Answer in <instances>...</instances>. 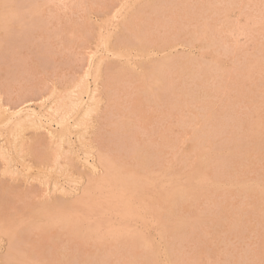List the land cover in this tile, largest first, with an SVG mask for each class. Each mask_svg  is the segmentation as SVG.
<instances>
[{"label": "rangeland", "instance_id": "374dc122", "mask_svg": "<svg viewBox=\"0 0 264 264\" xmlns=\"http://www.w3.org/2000/svg\"><path fill=\"white\" fill-rule=\"evenodd\" d=\"M36 1H37V4H36L37 9L35 11H33V9H31L28 4L26 6V3H24L23 0L17 1V6H14L16 5V3L12 0V1L7 2V4H4V7H0V10H1L0 11V89H2L3 93L6 96H9L11 98L10 105L12 106V108L17 106L18 103H20L26 97V95L38 97V94H40L39 97L42 96L43 94L49 95V99L47 102H50L51 99L53 100L55 98L65 97L67 95L69 100L74 99L73 97H75L76 99H78L79 97H82L81 99H83V103L81 100L82 105L80 104L79 105L80 107L77 106L78 109L76 108L75 111L72 113V115H70L67 118V120L64 121V123L58 122L59 121L58 116H48L47 115L48 114V110L46 108L47 104H42L39 102L33 105V107H35L34 108L35 111L36 112L38 111L37 113L41 114L40 115L41 123L45 124L44 126L45 129L52 127L51 129L58 130L59 133L62 135L64 147L65 148L68 147L67 149L71 148L74 150V152L73 150H70V152L68 153L70 156L69 160L68 158L62 157L59 160L60 162L58 163V165H54V163H51L50 161L51 158L48 159L47 161L44 159L43 160L36 159L33 155V152L30 151V148L27 146V142L30 141L35 136H37L36 134H38V132L35 131L36 128L32 126V127L22 128L21 131L20 129L17 131L16 129L17 127L11 126L12 125L11 123H5L6 121L4 122L0 121V128H1L0 129V154H1L0 155V264H11V263L18 264V262L21 264H23V262L27 264H58V262L60 263L62 262V264L64 263L73 264L74 261H75V264L76 263L77 264H88L89 262H91V264H97L100 261H101L100 262L101 264H107V263L116 264L115 263L116 261H118V264L119 263L120 264H127V263L131 264L132 262H133L132 264H172V263L173 264H254V262L257 264H264V207H263L264 206V203H263L264 202V199H263L264 198V194H263L264 192V187H263L264 186V167H263L264 166V160H263L264 159V149H263L264 148V132H263L264 131V127H263V123H264V0H159V1L156 0L157 2L154 0L153 1L152 0H39V2L38 0ZM150 1L151 3L149 4ZM153 2L156 3L155 6H153L154 5ZM158 2H159V5L161 4L160 6L157 4ZM151 4L153 8L151 7ZM144 5L146 6L150 5L149 6L150 9ZM142 6L144 8H142ZM22 8H25V9L23 10ZM145 8L147 10H145ZM18 10H20V12ZM149 10H151V12ZM117 11H120V13ZM144 12L145 14H143ZM155 12L157 13L156 15H155ZM125 13L127 14L125 15ZM133 13L135 16H132ZM137 13L139 16L137 15ZM146 13H147V16L145 17L144 15H146ZM127 18L129 19L127 20ZM142 18H145V19H142ZM139 19L141 23L138 22ZM125 21L128 25H129V22L131 23L133 21H136L135 24H133V28L132 26L130 27H131V30L135 29L134 27H136L135 30H137L138 37L136 38L135 33L134 34L132 33L133 36L129 35V39L128 40L127 38L124 39L125 42L122 41L124 42L122 44V42L120 43L119 40L117 41L118 38L116 37L118 36L116 35L119 34L118 32L123 27V22ZM184 24L187 27L183 26ZM175 26L176 27L178 26V27L176 28ZM190 28H192V30H189ZM141 29L142 31L140 32ZM157 30L159 33H157ZM180 31L181 32L183 31V32L181 33ZM192 31L194 34L191 33ZM132 32H135V31L133 30ZM186 32L188 35L186 34ZM182 34H184V36H182ZM172 35L173 37H171ZM194 35L196 38L194 37ZM163 37L165 40L162 39ZM170 37L173 39V41ZM142 39H144L145 43H148V44H145ZM127 41H129L130 44ZM118 42L120 45L118 44ZM171 42H173L172 43L173 47H171L172 45ZM175 43H177V46H175L176 45ZM125 44L127 46H125ZM142 44H145V45L143 46ZM190 45H193V46H190ZM177 57L179 58L177 59ZM185 60L186 61L189 60V61L186 62ZM192 61L195 63H193ZM161 64H162V67H161ZM181 64L183 68V69L181 68V70L186 71L183 73L181 71L182 74H180V70H179L180 69L179 67H181L180 66ZM98 65H100L101 68L98 67ZM203 65H205L206 68H208V71ZM104 67H106L107 70L106 69L104 70ZM160 67H161V70H160ZM98 68L102 71H100ZM186 68L188 69L186 70ZM192 68H195V69H192ZM108 69L113 70V72L115 73V78H117L118 80V81L114 80L116 82H113V80L111 81L112 82L111 84L113 85L110 88H114L115 90V93L113 92L114 94H111V95L112 97L114 95L117 97L114 96L115 97L114 100H113L114 97L111 98L112 100L110 101V103L109 101L107 102V97H106V90H108L109 87L106 89L104 88L105 87L104 80L106 78V75L109 72ZM118 70H121V71H118ZM197 70L198 71L201 70V71H199L198 73ZM187 71H191V72H187ZM202 71L203 72L207 71L206 73H204L206 76L203 74ZM117 72H119L120 75H123V77L120 76L119 78L118 76L119 74ZM210 72H212V74L214 73L213 74L214 76L213 75L211 76ZM219 74L222 76H220ZM198 75L201 76L200 78H202L201 80L203 82L201 80L199 81ZM83 77L84 78L86 77V78L84 79ZM161 77L162 79L164 78L163 81ZM179 77H180V80H179ZM183 77L185 81L183 80ZM186 78L192 81L191 82L190 80H188L191 82L190 86L191 85L193 86L192 89L194 90V92H196L197 90L196 93L192 92V89H189L190 88V86L188 87L189 82L187 81ZM82 79L85 80V84L87 83L86 86H89L91 88L90 89L87 87V89L89 90L86 91V93L82 91L83 94L78 89V84L80 83ZM220 79H222L223 82ZM169 80H171V82ZM77 81H79V83ZM98 83L100 84V86L98 85ZM181 83L183 84L181 85ZM204 83H205L206 88H204ZM216 83H220V84L218 85ZM223 83L225 84V86H223ZM183 85H185V87ZM197 85L200 87H197ZM97 87L98 88L100 87V88L98 89ZM65 88H68V90ZM183 88L185 90H183ZM194 88H196V90ZM92 91L96 92V97L93 101L97 103L98 105L97 104L94 105V102H92L93 103L92 108L94 109V111L91 108L92 111L89 114H86L85 113L86 108L91 103L90 101L91 96L89 97V93H91ZM206 91H209V92H206ZM72 92L74 94H72ZM111 92L112 91H110L109 93ZM79 93L80 95H83V96H80ZM207 93H209L210 95ZM213 93L214 94L218 93L219 95L216 96ZM185 94L187 95V97ZM194 94L198 98L194 96ZM192 96L193 98H191ZM213 97L215 98V100ZM188 98L189 100L190 99L191 100L188 101ZM201 98H204L205 101L203 99L200 100ZM198 99L200 103L198 102ZM211 99L213 100L211 101ZM216 99H217V103H216ZM181 100L183 101L181 102ZM102 101L104 104H101ZM213 101H215V103ZM203 102L207 104L204 105L205 103ZM106 104H110V105L112 104L113 106L110 107L111 109L109 111V118L105 117L106 119H101V115H102L101 110L103 107L106 108L105 107L107 106ZM187 106L189 108L188 109L189 113L188 111H186ZM208 106L209 108H206ZM210 106L211 107L214 106V107L211 108ZM225 107H227L226 111L223 112ZM228 108L231 112L228 110ZM211 109H213L212 112H211ZM96 112L99 115H97ZM228 112H230V114ZM204 113L205 114L207 113V115H204ZM194 114L196 115L194 116ZM223 114H224V118L222 116ZM212 115H213L212 117L213 119L211 118L212 120L211 119L209 120L210 117L208 116H212ZM203 116H205V118ZM225 116L230 117V118H226ZM203 118L204 120H202ZM218 118L223 119L227 124L223 120H219ZM100 119H101L100 121L101 126L99 124ZM204 121L206 125L208 124L209 128L205 127L206 125L204 124ZM214 121L215 123H213ZM222 121H223V124L225 125L221 124ZM219 123L220 125L224 127L222 128V126H220ZM6 124L8 127L6 126ZM8 124L9 125L11 124V125L9 126ZM216 124L218 125V127L216 126ZM49 125H51V127ZM3 126H6L7 128L6 127L3 128ZM234 126H236V128ZM201 127H202V130H201ZM214 127L215 129L217 127V129L214 130ZM210 128L213 130V134H211L212 130ZM231 128L233 129L235 128V129L232 130ZM203 129H205V131ZM206 130L209 131L208 133L210 132L211 133L208 134ZM239 132H242L241 134L243 136H241ZM202 134L204 135L202 136ZM235 134H237L240 137V139L239 137L236 138ZM194 136H196L195 139H194ZM200 136L203 138L201 139ZM207 136H209V138ZM23 137H25V140L27 142H23ZM213 137L215 139H213ZM167 138L168 140H166ZM187 138L189 141L187 140ZM233 138L234 139L236 138L237 141L235 140L234 142ZM245 138L248 140H246ZM183 139H185L186 141L184 140L183 142ZM230 139L233 140L232 141L233 143L230 142ZM68 140H70V142ZM194 140H196V142L198 141L199 142L196 143ZM224 140L226 142H222ZM244 140H246V143H243L245 142ZM219 141L221 143H218ZM236 142L239 144H236ZM211 143L212 144L214 143L213 146L216 150L213 148ZM177 144L179 145L177 146ZM217 144H219V146H217ZM234 144L239 146V148L242 146L241 149L237 150L238 147L235 146ZM254 144H256V146H254ZM136 145L138 146V148ZM192 145L193 146L195 145L196 148L193 147ZM229 145L231 146L233 145L234 149H231L232 147L230 148ZM247 145H250V148ZM203 146L207 147V150ZM224 146H226L225 148L227 150L229 147V150L230 151L232 150L231 153L232 152L233 153L231 154L229 151L224 149ZM245 146L249 148L250 150L246 149ZM54 147L55 146L53 145V148ZM93 147H97V148H93ZM216 147L218 148L220 147L219 150ZM47 148L48 147H45L40 150L45 153L46 151H48ZM135 148L139 150H136ZM209 148L211 149V151ZM212 148L215 150L214 152H212L213 151ZM235 148H236V151L234 152ZM148 149L150 152L148 151ZM101 150L104 151L107 155H109L112 161L114 162V164H116L115 167L117 169V173L120 174L121 172L122 175L120 176L124 177L125 182L128 181L127 182L128 187L125 186L124 187L125 189L122 190L121 194H125L124 195V198H125L126 193L131 194L130 191L134 192L135 195L131 194L133 198H131V196L128 194H127L128 196L126 197V199L128 198L133 199V200L130 199L128 201L129 203L131 202V204H132V201H134L135 199L134 201L135 203L133 204L134 206L127 202L126 207H122V208L120 207L119 209L116 210V206L114 204L115 199L112 200V198H115V193H114L115 189H112V188H115V185H109L106 188L104 187L102 189L100 188L96 189L89 199V202L91 205H89V207H86L87 209L85 207H79V211L81 213L78 211V209L75 212L77 214L74 213L75 215L70 214V211H68L69 213L67 212L65 213L64 212L65 209L62 205H64L65 203L69 204L71 202L77 201V199H81L82 194H83L82 191L84 187L86 186L85 181L87 177L84 175L88 172H91V173H95L94 177L96 178L102 174V171H103L102 166L98 160L99 159L98 155ZM97 151L99 153H97ZM175 151L178 154H175ZM183 151H186V152L183 153ZM187 151L189 152V154ZM216 152L218 153L216 154ZM227 152L229 153L227 154ZM172 153L175 154L176 157L172 155ZM181 153L183 154L181 155ZM211 153L212 154L214 153L215 156L212 155ZM236 153L240 156H238ZM143 154L146 156H144ZM199 154L200 155L204 154L206 156L204 155L199 156ZM209 154L210 156H213V157H209ZM224 154L225 156H223ZM138 155L140 157H138ZM178 155L180 156L178 157ZM216 155L218 157L220 156L219 157L220 160L217 159L218 157ZM142 156H144L145 158H149L150 160L145 159ZM182 156H185L184 157L185 159ZM204 157H205V160H204ZM206 157L208 158L209 161L207 160ZM132 158L136 159V162ZM140 158L141 160L143 159L146 160V162L143 160L144 162L143 163L141 160H139ZM244 159L248 162H245ZM203 160L206 162H203ZM210 160L212 161L211 162L212 164L209 163ZM156 161H157V164H155ZM228 161H229V165L227 164ZM139 162L140 164H138ZM159 162L162 164H159ZM189 163L193 165H190ZM124 164L125 166H127L125 170L123 169ZM133 164H135L137 167L139 165V167L137 168ZM204 164H206V166ZM217 164H218V167H217ZM128 165H130V167ZM235 165H237V167ZM117 166H120V167L123 166V167L118 168ZM157 166L159 170L156 169ZM210 166H212V168ZM215 166L217 167V169ZM224 166L226 167V170L228 169V171L225 170L224 172L223 170L225 169ZM227 166H229V168ZM204 167L205 168L207 167V168L205 169ZM135 168H137V173L134 170ZM219 168L220 170H222L223 174L219 170ZM140 169L141 171H139ZM131 170H133V172ZM149 171L153 173L155 172L154 175H152ZM126 172L128 173L132 172L131 174L133 175V177H131L132 175L130 176V174L128 175ZM123 173L125 175H123ZM222 175L224 176L222 177ZM226 175L227 176L229 175V176L227 177ZM134 176H137L138 179H136L137 177H134ZM147 176H149L148 177L149 179L147 178ZM203 176L205 177L204 180H202V178H204ZM128 177H130V179ZM159 177L160 178L162 177L161 180L159 179ZM175 177H177L178 179H176ZM213 177L214 179L211 180V178ZM199 178L202 180L201 181L203 183L202 186H201L202 183H200ZM132 180L133 181L137 180V181H134V183H137V184L134 185L133 183H131L133 182ZM138 180L145 184L140 183ZM165 180H166V183H165ZM206 180L208 181L209 184L212 182L211 183L212 185L210 186L209 184L205 185L207 183ZM216 180H218L220 184ZM149 181L151 183H149ZM153 181L155 182V184L153 183ZM161 181L165 185L161 183ZM231 181H233L234 184L236 181V185H234L233 182ZM240 181H241V185L239 184ZM249 181L251 182V185ZM147 182L148 184L146 185ZM167 182H169V184ZM174 182H177V183H174ZM178 182H181V183H178ZM221 182L227 185H224L222 183V186H221ZM243 182H244L245 187L242 184ZM252 182L255 184H253ZM229 183H231L233 186L231 184L229 185ZM131 184L135 186V188L133 186V191H132V186L130 187ZM160 184H162V186ZM182 184H184L185 186H182ZM257 184L258 185L260 184L261 186L259 185V188H258ZM138 185L139 187L137 189ZM154 185L155 187H157V189L153 187ZM172 186L179 188L177 189L179 191H177L176 188ZM240 186H242V188H240ZM140 187L142 188V190L139 189ZM234 187L237 189H235ZM260 187L261 188L263 187V188L261 189ZM126 188L128 190L129 189L131 190L128 191L126 190ZM145 188H147V190ZM163 188H165L166 190H162ZM230 188H231V191H230ZM103 189L105 192H103ZM174 189L176 190L175 191L176 193L173 192ZM183 189H185V191H183ZM243 189L245 191H242ZM107 190H109L110 192ZM138 190L141 192H139ZM158 191L160 194L158 193ZM165 192L168 193L170 197ZM171 192L173 193L174 197L170 194ZM103 193H107V194L105 195ZM138 193L142 194V195L139 194L140 198L137 197ZM177 193H178V196H177ZM245 193L247 196H245ZM94 194L96 195L94 196ZM162 194H163V197L165 196L164 198L166 201L163 200L164 198H161ZM105 196L109 197V200H107L108 198H106ZM151 196H152L153 201L150 199ZM221 197H223V199H221ZM137 198H139V200ZM136 199L138 200V202ZM171 199L173 200L174 203H176V205L172 203ZM53 200L55 201V204L53 203L54 202ZM103 200L104 202H102ZM197 200L198 202L199 201L200 202L197 203ZM145 201L147 203H145ZM234 201L236 202L234 203ZM256 201L257 202L259 201L258 202L259 204H257ZM46 202L47 204L49 202V204L47 205ZM149 202L151 206L149 205ZM155 202H157L158 204ZM163 202L165 203L163 204ZM57 204H58V207H57ZM97 204L104 208L99 207ZM140 204H141V207H139ZM159 204H160V208H162L161 210L158 208ZM104 205L108 206V208ZM252 205L254 206V211L251 208L253 207ZM110 206L112 207V209H109ZM152 206H154V209ZM135 207L138 209L141 208L139 210L140 212L137 211L138 209H136ZM163 207H166L165 210ZM229 207L233 209L234 212ZM142 208L144 211L142 210ZM149 208L151 209V211H149L150 210ZM155 208L156 209L158 208V210H156V213H155ZM171 208L173 210H171ZM224 208L225 209L228 208L229 210L228 209L225 210ZM238 208L240 209V211ZM51 209L53 211L52 213H55V215L53 214L54 218H52L53 215L50 213ZM102 209L103 211H98ZM133 209H134V213H133ZM223 209L224 211H226L225 213ZM105 210L109 211L110 213L106 212ZM127 210H129L130 216L133 219L136 218L135 220L130 219L131 222L129 221L128 218H131V217L129 216V213ZM113 211L116 212V214ZM124 211L125 212L127 211L126 213L128 215H126ZM172 211L174 212V214ZM228 211H229V214H228ZM230 211L232 213H230ZM59 212L61 214H59ZM102 212H103V215H102ZM168 212H171L170 213L171 215ZM199 212L202 213L200 214L201 216L199 215ZM48 213H50L51 215ZM63 213L66 214L67 216L62 215ZM85 213H87V215ZM89 213L90 214L93 213V214L90 215ZM123 213H124V216H123ZM135 213H136V216H134ZM159 213H161L162 215L161 214L159 215ZM213 213L215 214V216ZM153 214L154 215L156 214L155 215L156 218H153L154 216ZM117 215L119 216V218L121 215L122 218L119 219ZM125 215L128 218L125 217ZM233 215H234V218H233ZM62 216L63 218L66 217L65 220L62 218ZM75 216L77 219H79L78 221L80 224L77 223L78 221H76ZM86 216H88L89 218ZM185 216H187V220L183 219L185 218ZM194 216L197 218H194ZM203 216L205 217L203 218ZM90 217H93V218L90 219ZM94 217H97V218H94ZM138 217H140L141 219ZM57 218L59 219L62 218L60 219L61 223L64 221L65 222L67 221V223L65 224L64 222V224H61ZM85 218L88 219L89 223H87L88 222L87 220L86 222L83 223ZM123 218L125 220V223H124ZM146 218L148 220H144ZM158 218H159V221L157 222ZM48 219L50 220L57 219L58 222L56 220L54 222L58 224H54V222L52 223V221ZM164 219L167 221L165 222ZM69 221H71L72 223L75 221L77 224H74V223L71 224L69 223ZM181 222L185 223L186 225H184ZM44 223L46 225L47 224L49 225L50 223L51 224L48 226V228H46L47 226L44 225ZM81 223L83 224V226ZM92 223L94 225H92ZM111 223L112 224L114 223V224L112 225ZM155 223H157V226L159 224V227L162 230L159 229V227L157 229V226ZM52 224L54 225L52 226ZM63 225L66 227L64 228ZM71 225L74 226V228L76 227L75 230L77 232L74 230V228ZM146 225L148 226V228ZM61 226L64 228V230L63 228H61ZM81 226L83 227L82 228L83 230L80 229ZM135 226L138 227L137 230L140 229L138 230L139 235L141 234V232H143L140 235L142 236L140 237L141 239L139 238V235L137 236L138 237L137 239H136V236L133 237V235L135 234L137 235V230ZM140 226H142L141 228L143 229H141ZM179 226L181 227L179 228ZM249 226H251V228ZM130 227L132 228V230H130ZM1 228H3V230H1ZM109 228L110 229L112 228V231L111 230L109 231ZM171 228L173 229V231L171 230ZM44 229L45 230L49 229V230L47 232V231H44ZM100 229L102 230V232L99 231ZM216 229L218 232L216 231ZM60 230L62 231L60 232ZM79 230H81L80 233L83 231L84 232L80 234L78 232ZM118 230L120 234L118 233ZM159 230L163 234L162 233L159 234L158 233ZM170 230L172 231V233ZM85 231H87V234ZM95 231H97L96 232L97 235L98 234L100 235L97 236L95 234ZM109 232H113L114 236L112 234H107ZM131 232L132 234L133 233L135 234H133L132 237H129V235H131ZM76 233H79L80 235L83 234V236L84 235L85 236L84 237L82 236L83 238H80L81 236L78 234L77 236H73ZM88 233H89V236H88ZM115 233L116 235L119 234V236L115 237ZM11 234L13 237L12 239L13 244H15L13 245L12 248H10V242H11L10 238H12L10 236ZM18 234L20 235L18 236ZM121 234H122V237L120 238ZM124 234L126 235L124 236ZM91 235L94 237V239ZM95 236L97 240H95ZM111 236H113L114 238ZM159 236H162V238ZM164 236H165V240H164ZM14 237H16V239H14ZM145 237H147L148 240ZM122 238H124L123 241H122ZM125 239L127 241L124 242ZM155 239L157 241L159 239L160 240L157 242ZM102 240L103 241L105 240L106 243H104L105 241L103 242ZM130 240L131 242H129ZM134 240L135 242L137 241L136 243L138 244H136ZM163 240L166 243L163 242ZM50 241H53V242H50ZM86 241H87V244H85ZM98 241L102 243H99ZM121 241L123 242V244ZM161 242H163L162 245H161ZM133 243L136 244L137 247L134 248L133 246L135 245ZM145 243L146 245H144ZM148 243H151L152 246L150 244L148 245ZM101 244H103V247H101L102 246ZM203 244L206 246L207 249L205 248ZM186 245H188L190 248ZM199 245L202 247H200ZM15 246H17L19 249ZM116 246H119V247L121 246L120 247L121 249L119 247H117L116 249ZM131 246H132L133 251L131 250ZM139 246H140V249H139ZM146 247H149L151 250ZM253 247H255V249ZM9 248L12 251V253L10 251V254L13 255V258H14V259L13 258L11 259V256H10V261L13 260L14 262L9 261L7 263L9 259L8 260L3 259V257H5L6 252H8L7 249ZM16 249L18 250V252H16L17 251ZM52 249H54V251ZM76 249L77 251H75ZM166 249H168L169 254H167L168 252ZM86 250H87V253H85ZM107 250L108 251L110 250V251L108 252ZM147 250L148 252H146ZM89 251L90 252L92 251V253H89ZM139 251L140 252L143 251V254L140 253ZM176 251L178 252V254ZM97 252H100V253L102 252L103 254L102 253L101 254L104 257L105 256L108 257L109 260L106 257L102 258L101 254ZM144 252L148 254L152 252L154 254L150 253L149 255H147ZM250 252H253V253H250ZM164 253L166 254L164 255ZM33 254L35 255V257L33 256ZM66 254H67V258L69 257L71 259H74V261L70 259V262H69V259H66ZM137 254H138V257H137ZM140 255L142 257L144 255V257L140 258L141 257ZM151 255L153 256L151 257ZM17 256H19L20 258H25V260L20 259ZM88 256H90V258H88ZM169 256H171V260ZM91 257L93 258L94 261L92 260ZM154 257L156 260H154ZM262 257L263 259H261ZM5 258H7V256ZM33 258L36 259V261ZM130 258H132L133 260H130ZM42 259L44 260L42 261ZM122 259L124 260V262L122 261ZM256 259L258 260V262ZM5 260L7 261L5 262ZM17 260H20V261L17 262ZM85 260L87 261L90 260V261L87 262ZM95 260H97V262H95ZM142 260H144V262H142ZM154 261L155 263H152Z\"/></svg>", "mask_w": 264, "mask_h": 264}, {"label": "bare ground", "instance_id": "6f19581e", "mask_svg": "<svg viewBox=\"0 0 264 264\" xmlns=\"http://www.w3.org/2000/svg\"><path fill=\"white\" fill-rule=\"evenodd\" d=\"M9 1H12V0H0V7H4V4H7V2H9ZM15 3H16V5H14V6H17V1H19V0H17V1H15V0H13ZM153 1V0H152ZM154 1H156V0H154ZM159 1V0H158ZM13 2V3H14ZM23 2L24 3H26V6H27V4L29 5V7L31 8V9H33V11H35L36 9H37V7H36V4H37V1L36 0H23ZM38 2H39V0H38ZM49 2V1H48ZM157 2V1H156ZM19 3V2H18ZM41 3V2H40ZM51 3V2H50ZM151 3V1L149 2V4ZM160 3H161V1H160ZM20 4V3H19ZM23 4V3H22ZM52 4V3H51ZM153 6H155V4L156 3H154L153 2ZM158 5H159V2L157 3ZM163 4V3H162ZM158 5H156V6H158ZM161 5V4H160ZM159 5V6H160ZM20 6V5H19ZM24 6V5H23ZM40 6V5H39ZM144 6H146V5H144ZM149 6L150 5H148V6H146L147 8H149ZM65 7V6H64ZM151 7H152V4H151ZM47 8V7H46ZM45 8V9H46ZM66 8V7H65ZM141 8V7H140ZM142 8H144L143 6H142ZM153 8V7H152ZM155 8V7H154ZM23 10L25 9V8H22ZM21 9V10H22ZM150 9V8H149ZM118 10V9H117ZM142 10V9H141ZM145 10H147L146 8H145ZM1 11V10H0ZM14 11V10H13ZM19 12H20V10H18ZM150 12H151V10H149ZM154 11H155V9H154ZM37 12H38V10H37ZM113 12H115V11H113ZM117 12H119L120 13V11H117ZM130 12V11H129ZM146 12V11H145ZM145 12L143 13V14H145ZM153 12V11H152ZM157 12V11H156ZM155 12V15L157 14ZM24 13V12H23ZM53 13V12H52ZM136 13V12H135ZM140 13V12H139ZM142 13V12H141ZM15 14V13H14ZM25 14V13H24ZM23 14V15H24ZM32 14V13H31ZM35 14V13H34ZM127 13H125V15H126ZM142 14V15H143ZM113 15H114V13H113ZM137 15H138V13H137ZM136 15V16H137ZM154 15V16H155ZM47 16V15H46ZM67 16V15H66ZM132 16H135L134 15V13H133V15ZM132 16H130V17H132ZM139 16V15H138ZM145 17L147 16V13H146V15H144ZM144 16H142V17H144ZM64 17V16H63ZM126 17V16H125ZM128 17V16H127ZM180 17V16H179ZM189 17V16H188ZM187 17V18H188ZM65 18V17H64ZM133 18H135V17H133ZM129 18H127V20H128ZM142 19H145V18H142ZM190 19V18H189ZM126 20V21H127ZM40 21V20H39ZM66 21V20H65ZM126 21L125 22H123V27L120 29V31L118 32L119 34L118 35H116V36H118V37H116V38H118L117 39V41L119 40V42L121 43L122 41H124V39H126L127 38V40L129 39V35L131 36H133V34L135 33V36H136V38L138 37V34H137V30H135L136 29V27H134L135 29H133L135 32H132L133 30H131V27L130 26H132V28H133V24H135V22L137 21H133V22H129V25L126 23ZM130 21V20H129ZM67 22V21H66ZM66 22H64V23H66ZM138 22L139 23H141L140 22V19L138 20ZM137 22V23H138ZM144 22V21H143ZM185 22V21H184ZM186 22H188V21H186ZM145 23V22H144ZM131 24V25H130ZM163 24V23H162ZM153 25V24H152ZM158 25H159V23H158ZM58 26V25H57ZM134 26H136V25H134ZM141 26V25H140ZM163 26V25H162ZM183 26H185V24L183 25ZM190 26H191V24H190ZM66 27V26H65ZM143 27V26H142ZM176 27V26H175ZM178 27V26H177ZM176 27V28H177ZM185 27H187V26H185ZM184 27V28H185ZM193 27V26H192ZM37 28V27H36ZM64 28V27H63ZM145 28V27H144ZM154 28V27H153ZM161 28V27H160ZM175 28V29H176ZM140 29V28H139ZM139 29H138V31H139ZM152 30V29H151ZM154 30V29H153ZM181 30V29H180ZM188 30V29H187ZM189 30H192V28H190ZM188 30V31H189ZM142 31V29L140 30V32ZM155 31V30H154ZM159 31H161V30H159ZM187 31V32H188ZM151 32V31H150ZM181 32V31H180ZM183 32V31H182ZM181 32V33H182ZM187 32H186V34H187ZM190 32V31H189ZM133 33V34H132ZM153 33V32H152ZM156 33V32H155ZM157 33H159L158 32V30H157ZM177 33V32H176ZM175 33V34H176ZM191 33H193V31L191 32ZM140 34V33H139ZM194 34V33H193ZM64 35V34H63ZM161 35V34H160ZM169 35V34H168ZM188 35V34H187ZM186 35V36H187ZM196 35V34H195ZM195 35H194V37H195ZM177 36V35H176ZM182 36H184V34H182ZM191 36V35H190ZM149 37H150V35H149ZM154 37V36H153ZM171 37H173V35L171 36ZM170 37V38H171ZM181 37V36H180ZM189 37V36H188ZM155 38V37H154ZM183 38V37H182ZM193 38V37H192ZM196 38V37H195ZM139 39V38H138ZM156 39V38H155ZM158 39V38H157ZM162 39H164V37L162 38ZM169 39V38H168ZM172 39V38H171ZM179 39V38H178ZM8 40V39H7ZM140 40V39H139ZM143 41H144V39H142ZM161 40V39H160ZM165 40V39H164ZM170 40V39H169ZM196 40V39H195ZM117 41H116V43H117ZM155 41V40H154ZM163 41V40H162ZM172 41H173V39H172ZM181 41V40H180ZM119 42H118V44H119ZM125 42V41H124ZM124 42H122V44L124 43ZM128 43H129V41H127ZM126 42V43H127ZM156 42V41H155ZM175 42V41H174ZM177 42V41H176ZM179 42V41H178ZM188 42V41H187ZM192 42V41H191ZM197 42V41H196ZM8 43V42H7ZM144 43H145V41H144ZM173 42H171V44H172ZM193 43H195V42H193ZM118 44H116V45H118ZM130 44V43H129ZM141 44V43H140ZM145 44H148V43H145ZM145 44H142L143 46L145 45ZM154 44V43H153ZM176 44V45H175ZM174 45L175 46H177V43H175ZM190 44V43H189ZM120 45V44H119ZM125 46H127L126 44H125ZM147 46V45H146ZM174 46V47H175ZM190 46H193V45H190ZM148 47H149V45H148ZM165 47V46H164ZM171 47H173V44L171 45ZM147 48V47H146ZM163 50V49H162ZM179 57H177V59H178ZM183 58H185V57H183ZM181 59V58H180ZM195 60V59H194ZM182 61V60H181ZM186 61V60H185ZM184 61V62H185ZM189 61V60H188ZM188 61H186V62H188ZM178 62V61H177ZM193 62V61H192ZM197 62H199V61H197ZM181 63V62H180ZM193 63H195V62H193ZM102 64V63H101ZM163 64V63H162ZM162 64H161V67H162ZM196 64H198V63H196ZM195 64V65H196ZM192 65V64H191ZM160 66V65H159ZM181 67H179L180 69V74H182L183 72H186V71H182L181 70V68H182V64L180 65ZM187 66H188V64H187ZM186 66V67H187ZM198 66V65H197ZM199 66H201V65H199ZM203 66H205V65H203ZM98 67H100V65H98ZM110 67V66H109ZM161 67H160V70H161ZM194 67V66H193ZM101 68V67H100ZM113 68V67H112ZM205 68H206V66H205ZM211 68V67H210ZM99 69V68H98ZM106 69V67H104V70ZM183 69V68H182ZM188 68H186V70H187ZM192 69H195V68H192ZM197 69V68H196ZM200 69V68H199ZM203 69V68H202ZM207 69V71H208V68H206ZM100 70V69H99ZM107 70V69H106ZM108 70H110V69H108ZM177 70V69H176ZM185 70V69H184ZM191 70V69H190ZM88 71V70H87ZM100 71H102V70H100ZM117 71V70H116ZM118 71H121V70H118ZM123 71V70H122ZM159 71V70H158ZM181 71H182V73H181ZM194 71V70H193ZM192 71V72H193ZM198 71V70H197ZM199 71H201V70H199ZM199 71H198V73H199ZM206 71V72H207ZM111 72H112V70H111ZM108 72V74H107V78H106V80H105V86H106V88H108L109 87V89L108 90H106V97H107V102L109 101V103H110V101L112 100L111 98H113L112 97V95L111 94H114L115 93V90H114V88H110V87H112V85L113 84H111L112 82V80H113V82H116V81H118L117 80V78H115V73L114 72ZM124 72V71H123ZM187 72H191V71H187ZM203 72V71H202ZM205 71L203 72V74L204 73H206ZM85 73V72H84ZM89 73V72H88ZM103 73H104V71H103ZM118 74H119V72H117ZM116 73V74H117ZM197 73V74H198ZM211 73V76L214 74H212V72H210ZM179 74V75H180ZM187 74H189V73H187ZM208 74H209V72H208ZM207 74V75H208ZM218 74V73H217ZM221 74V73H220ZM219 74V75H220ZM87 75V74H86ZM102 75V74H101ZM195 75V74H194ZM205 75V74H204ZM117 76V75H116ZM119 76V78H120V76L121 77H123V75H118ZM183 76V75H182ZM206 76V75H205ZM214 76V75H213ZM220 76H222V75H220ZM181 77V76H180ZM180 77H179V80H180ZM188 77V76H187ZM193 77H195V76H193ZM201 76L200 75H198V78H199V81L202 79V78H200ZM202 77H203V75H202ZM209 77V76H208ZM223 77H225V76H223ZM81 78V77H80ZM84 78V77H83ZM86 78V77H85ZM84 78V79H85ZM168 78V77H167ZM197 78V77H196ZM207 78V77H206ZM211 78V77H210ZM216 78V77H215ZM214 78V79H215ZM161 79H162V77H161ZM187 79V78H186ZM191 79H192V77H191ZM195 79V78H194ZM213 79V78H212ZM114 80H116V81H114ZM121 80V79H120ZM123 80V79H122ZM164 80V78L162 79V81ZM165 80H167V79H165ZM183 80H184V77H183ZM182 80V81H183ZM188 80H190V79H187V81ZM204 80V79H203ZM207 80V79H206ZM217 80V79H216ZM221 81H222V79H220ZM170 82H171V80H169ZM185 81V80H184ZM191 81V80H190ZM190 81H188L189 82V85H188V87L190 86V83L193 81V79H192V81L190 82ZM202 81V80H201ZM212 81V80H211ZM214 81V80H213ZM78 83H79V81H77ZM122 82V81H121ZM167 82V81H166ZM195 82H196V80H195ZM203 82V81H202ZM205 82V81H204ZM223 82V81H222ZM164 83V82H163ZM172 83H173V81H172ZM185 83V82H184ZM221 83V82H220ZM220 83H216V84H220ZM183 83H181V85H182ZM197 84V83H196ZM203 84V83H202ZM74 85V84H73ZM87 85V83L85 84V80H81L80 81V83L78 84V89H79V91L82 93V91L83 92H85L86 93V91H88L89 89H87V87L88 88H90L89 86H86ZM98 85L100 86V84L98 83ZM97 85V86H98ZM115 85V84H114ZM119 85V84H118ZM171 85V84H170ZM180 85V84H179ZM179 85H177V86H179ZM210 85V84H209ZM211 85H212V83H211ZM222 85V84H221ZM220 85V86H221ZM184 87H185V85H183ZM195 86V85H194ZM223 86H225V84L223 83ZM222 86V87H223ZM44 87V86H43ZM67 87V86H66ZM121 87V86H120ZM196 87V86H195ZM197 87H200V86H198L197 85ZM209 87V86H208ZM207 87V88H208ZM58 88V87H57ZM57 88H56V90H57ZM95 88H96V86H95ZM94 88V89H95ZM98 88V87H97ZM100 88V87H99ZM98 88V89H99ZM105 88V87H104ZM105 88V89H106ZM116 88V87H115ZM179 88V87H178ZM193 88V86L191 85L190 86V88L189 89H192ZM201 88H202V86H201ZM204 88H206V86H205V83H204ZM212 88H214V87H212ZM46 89V88H45ZM65 89H67L68 90V88H65ZM77 89V88H76ZM91 89V88H90ZM94 89H92V90H94ZM182 89V88H181ZM195 90H196V88H194ZM42 90H44V89H42ZM64 90V89H63ZM63 90H61V91H63ZM119 90V89H118ZM183 90H185L184 88H183ZM202 90V89H201ZM205 90V89H204ZM214 90V89H213ZM52 91H54V90H52ZM60 91V90H59ZM97 91V90H96ZM110 91H112L111 93H109ZM190 91V90H189ZM212 91V90H211ZM210 91V92H211ZM50 92V91H49ZM114 92V93H113ZM192 92H194V90L192 89ZM196 92H197V90H196ZM196 92H194V93H196ZM206 92H209V91H206ZM205 92V93H206ZM44 93V92H43ZM42 93V94H43ZM46 93V92H45ZM119 93V92H118ZM187 93V92H186ZM199 93V92H198ZM197 93V94H198ZM201 93V92H200ZM41 94V95H42ZM60 94V93H59ZM72 94H74L73 92H72ZM83 94V93H82ZM192 94V93H191ZM207 94H209V93H207ZM212 94V93H211ZM214 94V93H213ZM39 95L40 94H38V97H34V96H27L26 95V97L20 102V103H18V105L17 106H15V107H13L12 108V106L10 105V101H11V98L9 97V96H6L4 93H3V91H2V89H0V121H6L5 123H11L10 125L11 126H14V127H17L16 129H17V131L20 129V131H21V129L22 128H27V127H34V128H36L35 129V131L36 132H38V134H36L37 136H35L34 138H32L30 141H26L25 140V137H23V142H27V146L30 148V151H32L33 152V155H34V157L36 158V159H39V160H48V159H50L51 158V163H54V165H58V163L60 162L59 160L63 157V158H68V160H69V158H70V156H69V152H70V150H73V149H71V148H69V149H67V148H65L64 147V145H63V139H62V135L59 133V131L58 130H56V129H51L52 127H51V125H49L51 128H46L45 129V124H42L41 123V114H38L36 111H35V107H33V105L34 104H37V103H42V104H47L46 105V108H47V110H48V116H58L59 117V123L61 122V123H64V121H66L67 120V118L70 116V115H72V113L75 111V109L77 108V106H79L80 104L82 105V103H83V99H81L82 97H79L78 99H76L75 97H73L74 99H70L69 100V98L67 97V95L65 96V97H61V98H55V99H51V101L50 102H47L48 101V99H49V95H47V94H43L42 96H40L39 97ZM54 95V94H53ZM79 95H80V93H79ZM118 95V94H117ZM182 95V94H181ZM186 95V94H185ZM206 95V94H205ZM205 95H204V97H205ZM210 95V94H209ZM214 95H219L218 93L217 94H214ZM22 96V95H21ZM36 96V95H35ZM71 96V95H70ZM74 96V95H73ZM76 96V95H75ZM80 96H83V95H80ZM91 96V97H90ZM123 96V95H122ZM189 96V95H188ZM194 96H196L195 94H194ZM201 96H202V94H201ZM221 96V95H220ZM52 97V96H51ZM89 97H90V101H91V103L88 105V107L86 108V111H85V113L86 114H89L91 111H92V105H93V103L92 102H94L93 100L95 99V97H96V92H94V91H92L91 93H89ZM100 97V96H99ZM106 97H105V99H106ZM115 97H117V96H115ZM115 97L113 98V100L115 99ZM186 97H187V95H186ZM185 97V98H186ZM190 97V96H189ZM197 97V96H196ZM200 97V96H199ZM212 97V96H211ZM191 98H193V96L191 97ZM198 98V97H197ZM196 98V99H197ZM207 98H208V96H207ZM214 98V97H213ZM219 98V97H218ZM101 99V98H100ZM120 99V98H119ZM204 100L205 101V99L204 98H201L200 100ZM221 99V98H220ZM68 100V101H67ZM81 100H82V103H81ZM89 100V99H88ZM191 100V99H190ZM189 100V98H188V101H190ZM213 99H211V101H212ZM214 100H215V98H214ZM20 101V100H19ZM98 101V100H97ZM96 101V102H97ZM117 101V100H116ZM121 101V100H120ZM120 101H119V103H120ZM183 100H181V102H182ZM192 101H193V99H192ZM195 101V100H194ZM209 101V100H208ZM222 101V100H221ZM114 102V101H113ZM122 102V101H121ZM186 102V101H185ZM196 102V101H195ZM194 102V103H195ZM198 102H199V99H198ZM197 102V103H198ZM207 102V101H206ZM214 103H215V101H213ZM112 103V102H111ZM116 103H118V102H116ZM184 103V102H183ZM192 103V102H191ZM200 103V102H199ZM203 103H205V102H203ZM208 103V102H207ZM207 103H205L204 105H206ZM212 103V102H211ZM216 103H217V99H216ZM224 103V102H223ZM95 104H97V103H95L94 102V105ZM101 104H104L103 103V101H102V103ZM182 104V103H181ZM186 104H188V103H186ZM193 104V103H192ZM196 104V103H195ZM225 104V103H224ZM98 105V104H97ZM100 105V104H99ZM106 105H108V104H106ZM183 105V104H182ZM185 105V104H184ZM209 105V104H208ZM215 105H217V104H215ZM219 105H221V104H219ZM85 106V105H84ZM111 106H113L112 104H111ZM196 106H198V105H196ZM202 106H203V104H202ZM223 106V105H222ZM221 106V107H222ZM39 107V106H38ZM45 107V106H44ZM80 107V106H79ZM83 107V106H82ZM96 107V106H95ZM99 107V106H98ZM97 107V108H98ZM108 107H109V105H108ZM211 107V106H210ZM212 107H214V106H212ZM211 107V108H212ZM217 107V106H216ZM219 107V106H218ZM40 108H41V106H40ZM92 108V109H91ZM101 108H102V106H101ZM175 108V107H174ZM173 108V109H174ZM186 108V107H185ZM201 108V107H200ZM204 108V107H203ZM206 108H209V106L208 107H206ZM226 108L227 107H225V109L223 110V112L224 111H226ZM38 109V108H37ZM78 109V108H77ZM99 109V108H98ZM111 109V108H110ZM182 109H183V107H182ZM188 106H187V110L186 111H188ZM205 109V108H204ZM106 110H107V108H106ZM200 110V109H199ZM218 110V109H217ZM228 110H229V108H228ZM227 110V111H228ZM93 111H94V109H93ZM102 113L101 114H103L104 115V113H105V109H104V107L102 108ZM178 111V110H177ZM194 111H195V109H194ZM202 111H203V109H202ZM213 111V109H211V112ZM230 111V110H229ZM41 112V111H40ZM183 112H184V110H183ZM201 112V111H200ZM206 112V111H205ZM219 112H220V110H219ZM222 112V111H221ZM231 112V111H230ZM230 112H228L229 114H230ZM97 113V112H96ZM107 113H109V111L107 112ZM188 113H189V111H188ZM193 113V112H192ZM195 113V112H194ZM214 113V112H213ZM106 114V113H105ZM199 114V113H198ZM215 114V113H214ZM228 114V115H229ZM97 115H99L98 113H97ZM183 115H184V113H183ZM186 115H187V113H186ZM196 114H194V116H195ZM202 115V114H201ZM204 115H207V113L205 114L204 113ZM210 115V114H209ZM218 115V114H217ZM220 115V114H219ZM192 116H193V114H192ZM198 116V115H197ZM200 116V115H199ZM214 116H216V115H214ZM223 116V118H224V114L222 115ZM106 117V116H105ZM201 117V116H200ZM204 118H205V116H203ZM208 117H210L209 118V120L213 117V115L212 116H208ZM217 117H219V116H217ZM216 117V118H217ZM226 117V116H225ZM108 118H109V116H108ZM202 118V117H201ZM204 118L202 119V120H204ZM226 118H230V117H226ZM51 119V118H50ZM104 119H106V118H104ZM185 119H187V118H185ZM208 119V118H207ZM213 119V118H212ZM211 119V120H212ZM219 119V118H218ZM201 120V121H202ZM208 120V121H209ZM217 120V119H216ZM219 120H223V119H219ZM101 121V119L99 120V124L101 123L100 122ZM218 121V120H217ZM217 121H216V123H217ZM224 121V120H223ZM223 121H222V123L221 124H223ZM226 121H227V119H226ZM48 122V121H47ZM179 122V121H178ZM183 122V121H182ZM225 122V121H224ZM235 122V121H234ZM106 123V122H105ZM158 123V122H157ZM184 123V122H183ZM187 123V122H186ZM213 123H215V121L213 122ZM220 123H219V125H220ZM226 123V122H225ZM232 123V122H231ZM104 124V123H103ZM102 124V125H103ZM156 124V123H155ZM161 124V123H160ZM182 124V123H181ZM204 124H205V121H204ZM227 124V123H226ZM9 125V124H8ZM9 125V126H10ZM146 125V124H145ZM158 125V124H157ZM201 125H202V123H201ZM206 125V124H205ZM205 125H203V126H205ZM223 125H225V124H223ZM231 125V124H230ZM239 125V124H238ZM241 125V124H240ZM6 126H7V124H6ZM6 126H3V128L4 127H6ZM48 126V127H49ZM100 126H101V124H100ZM184 126V125H183ZM213 126V125H212ZM216 126L218 127V125L216 124ZM220 126H222V125H220ZM220 126H219V128H220ZM1 127H2V125H1ZM8 127V126H7ZM6 127V128H7ZM47 127V126H46ZM154 127V126H153ZM157 127V126H156ZM205 127H208L209 128V126H208V124L205 126ZM211 127V126H210ZM217 127H216V129H217ZM224 126H222V128H223ZM229 127V126H228ZM235 128H236V126H234ZM239 127V126H238ZM237 127V128H238ZM259 127H261V126H259ZM263 127H264V123H263ZM10 128V127H9ZM100 128V127H99ZM151 128V127H150ZM200 128V127H199ZM204 128V127H203ZM212 128V127H211ZM210 128V129H211ZM234 128V129H235ZM1 129V128H0ZM98 129V128H97ZM157 129V128H156ZM207 129V128H206ZM215 129V127H214V130H216ZM224 129H226V128H224ZM223 129V130H224ZM232 130H234L233 128H231ZM241 129V128H240ZM260 129V128H259ZM4 130V129H3ZM149 130V129H148ZM195 130H196V128H195ZM201 130H202V127H201ZM200 130V131H201ZM204 131H205V129H203ZM212 130V129H211ZM220 130H222V129H220ZM244 130V129H243ZM13 131V130H12ZM144 131V130H143ZM194 131V130H193ZM207 131V130H206ZM219 131V130H218ZM228 131V130H227ZM226 131V132H227ZM238 131H239V129H238ZM238 131H236V132H238ZM242 131V130H241ZM2 132V131H1ZM14 132H15V130H14ZM141 132V131H140ZM196 132V131H195ZM209 131H207V133H208ZM222 132H224V131H222ZM230 132V131H229ZM264 132V131H263ZM17 133H19V132H17ZM194 133V132H193ZM198 133V132H197ZM201 133V132H200ZM211 133V132H210ZM210 133H208V134H210ZM216 133V132H215ZM228 133V132H227ZM232 133V132H231ZM233 133H234V131H233ZM232 133V134H233ZM240 133V135L241 136H243L241 133L242 132H239ZM238 133V134H239ZM245 133V132H244ZM12 134H14V133H12ZM211 134H213V130H212V133ZM218 134H219V132H218ZM19 135V134H18ZM105 135V134H104ZM139 135V134H138ZM140 135H141V133H140ZM194 135V134H193ZM199 135V134H198ZM204 134H202V136H203ZM216 135V134H215ZM214 135V136H215ZM224 135V134H223ZM227 135V134H226ZM98 136V135H97ZM192 136V135H191ZM229 136V135H228ZM231 136V135H230ZM235 136H236V138L237 137H239L237 134H235ZM185 137H187V136H185ZM195 137L196 136H194V139H195ZM201 137V136H200ZM208 138H209V136H207ZM245 137V136H244ZM98 138V137H97ZM102 138V137H101ZM105 138V137H104ZM181 138H183V137H181ZM189 138V137H188ZM188 138H187V140H188ZM193 138V137H192ZM199 138V137H198ZM203 137H201V139H202ZM227 138V137H226ZM231 138V137H230ZM236 138L234 139L233 138V140H234V142H235V140H236ZM65 139V138H64ZM88 139V138H87ZM92 139V138H91ZM171 139V138H170ZM169 139V140H170ZM177 139V138H176ZM205 139V138H204ZM210 139H211V137H210ZM213 139H215L214 137H213ZM218 139V138H217ZM222 139V138H221ZM225 139V138H224ZM239 139H240V137H239ZM244 139V138H243ZM246 139V138H245ZM261 139V138H260ZM163 140V139H162ZM166 140H168V138L166 139ZM178 140V139H177ZM182 140V139H181ZM184 140L185 139H183V142H184ZM191 140V139H190ZM197 140H199V139H197ZM223 140V139H222ZM228 140H229V138H228ZM227 140V141H228ZM233 140H231L230 139V142L231 143H233L232 141ZM246 140H248V139H246ZM246 140H244L245 142H243V143H246ZM253 140V139H252ZM69 142H70V140H68ZM67 141V142H68ZM138 141V140H137ZM141 141H142V139H141ZM140 141V142H141ZM171 141V140H170ZM179 141V140H178ZM186 141V140H185ZM189 141V140H188ZM192 141V140H191ZM195 142H196V140H194ZM201 141H203V140H201ZM200 141V142H201ZM208 141H209V139H208ZM208 141H207V143H208ZM212 141V140H211ZM221 141V140H220ZM218 142V143H221V142ZM237 141V140H236ZM256 141V140H255ZM261 141V140H260ZM68 142V143H69ZM144 142V141H143ZM155 142H157V141H155ZM160 142V141H159ZM199 142V141H198ZM198 142H196V143H198ZM222 142H226L225 140L224 141H222ZM263 142V141H262ZM49 143V144H48ZM56 143H58V144H56ZM93 143V142H92ZM145 143V142H144ZM162 143V142H161ZM165 143V142H164ZM168 143H169V141H168ZM176 143H178V142H176ZM192 143V142H191ZM190 143V144H191ZM194 143V142H193ZM205 143H206V141H205ZM240 143H241V141H240ZM249 143V142H248ZM260 143V142H259ZM72 144V143H71ZM70 144V145H71ZM89 144V143H88ZM102 144H103V142H102ZM119 144V143H118ZM151 144V143H150ZM153 144V143H152ZM160 144V143H159ZM173 144V143H172ZM203 144V143H202ZM212 144V143H211ZM211 144H209V145H211ZM214 144V143H213ZM213 144H212V146H213ZM224 144V143H223ZM236 144H239V143H237L236 142ZM53 145L55 146L54 148H53ZM147 145V144H146ZM149 145V144H148ZM155 145H157V144H155ZM163 145V144H162ZM167 145V144H166ZM179 144H177V146H178ZM225 145V144H224ZM228 145V144H227ZM235 145V144H234ZM245 145V144H244ZM72 146V145H71ZM90 146V145H89ZM97 146V145H96ZM137 146V145H136ZM153 146V145H152ZM168 146H169V144H168ZM175 146H176V144H175ZM191 146V145H190ZM193 146V145H192ZM200 146H201V144H200ZM199 146V147H200ZM208 146V145H207ZM217 146H219V144H217ZM230 146V148L231 149H234L233 148V145L231 146V145H229ZM235 146H237V145H235ZM247 146H249V148H250V145H247ZM254 146H256V144H254ZM257 146H258V144H257ZM45 147H48L47 149H48V151H46L45 153L44 152H42L40 149H43V148H45ZM140 147V146H139ZM143 147V146H142ZM147 147V146H146ZM163 147V146H162ZM167 147V146H166ZM188 147V146H187ZM193 147H195V145L193 146ZM203 147H205V146H203ZM226 146H224V149H226L225 148ZM238 148H237V150L238 149H241V147L239 148V146H237ZM246 147V146H245ZM93 148H97V147H93ZM137 148H138V146H137ZM149 148V147H148ZM154 148V147H153ZM179 148V147H178ZM182 148H184V147H182ZM190 148V147H189ZM196 148V147H195ZM201 148H202V146H201ZM200 148V149H201ZM213 148H214V146H213ZM212 148V149H213ZM216 148H218V147H216ZM220 148V147H219ZM219 148H218V150H219ZM249 148H247L246 147V149H249ZM254 148V147H253ZM257 148V147H256ZM136 149V148H135ZM144 149V148H143ZM150 149H152V148H150ZM158 149H159V147H158ZM158 149H157V151H158ZM161 149V148H160ZM167 149V148H166ZM165 149V150H166ZM185 149H186V147H185ZM199 149V150H200ZM205 149L207 150V147H205ZM210 149V148H209ZM215 149V148H214ZM213 149V151L212 152H214L215 150ZM255 149V148H254ZM253 149V150H254ZM264 149V148H263ZM262 149V150H263ZM6 150V149H5ZM106 150V149H105ZM108 150V149H107ZM136 150H139V149H136ZM141 150V149H140ZM163 150V149H162ZM174 150V149H173ZM177 150V149H176ZM194 150V149H193ZM195 150H197V149H195ZM217 150V151H218ZM227 150V149H226ZM225 150V151H226ZM250 150V149H249ZM252 150V151H253ZM8 151V150H7ZM148 151H149V149H148ZM153 151V150H152ZM182 151V150H181ZM210 151H211V149H210ZM220 151H221V149H220ZM222 151H224V150H222ZM227 151H229L230 153H231V151L229 150V147H228V150ZM236 151V148H235V150H234V152ZM4 152V151H3ZM73 152H74V150H73ZM93 152V151H92ZM138 152V151H137ZM150 152V151H149ZM162 152V151H161ZM184 152H186V151H183V153ZM188 152V151H187ZM192 152H194V151H192ZM204 152H206V151H204ZM229 152H227V154L229 153ZM71 153H72V151H71ZM91 153V152H90ZM97 153H99L98 151H97ZM139 153V152H138ZM143 153V152H142ZM146 153V152H145ZM165 153V152H164ZM163 153V154H164ZM174 153V152H173ZM172 153V155H174L175 157H176V155L175 154H178L176 151H175V154H173ZM180 153V152H179ZM183 153H181V155L183 154ZM208 153H210V152H208ZM218 152H216V154H217ZM221 153V152H220ZM233 153V152H232ZM231 153V154H232ZM239 153V152H238ZM244 153V152H243ZM246 153H248V152H246ZM133 154H135V153H133ZM167 154V153H166ZM188 154H189V152H188ZM212 154V153H211ZM237 154V153H236ZM240 154H242V153H240ZM251 154V153H250ZM1 155V154H0ZM4 155V154H3ZM5 155H6V153H5ZM98 155V154H97ZM118 155V154H117ZM136 155H137V153H136ZM144 155V154H143ZM147 155H149V154H147ZM165 155V154H164ZM193 155H195V154H193ZM204 155V154H203ZM203 155H200L199 154V156H203ZM212 155H214V153L212 154ZM230 155V154H229ZM235 155V154H234ZM233 155V156H234ZM238 155V154H237ZM253 155V154H252ZM99 163L101 164V166H102V174L99 176V177H94V174L95 173H91V172H88V173H86L84 176H86L87 178H86V181H85V183H86V186L84 187V189H83V194H82V197H81V199H77V201H74V202H71V203H69V204H67V203H65L64 205H62L63 207H64V209H65V213L67 212V213H69L68 211H70V214H74L76 211H77V209H78V211H79V207H89V205H91L90 204V202H89V199H90V197L92 196V194H93V192L96 190V189H98V188H100V189H102V188H106V187H108L109 185H115V188H112V189H115V198H112V200L113 199H115V206H116V210L117 209H119L120 207L122 208V207H126L127 205V202L131 199V198H133L132 196H131V194L133 195L134 194V192H131L130 190L131 189H127L126 188V190H128V191H130V193L131 194H128V193H126V197L128 196V195H130L131 196V198L129 199H126V197L124 198V195L125 194H121L122 193V190H124L125 188V186H127V182H125V179H124V177H122V176H120V175H122L121 174V172L120 171H118V172H120V174L119 173H117V169H116V167H115V165L116 164H114V162L112 161V159L110 158V156L109 155H107L104 151H100V153H99ZM116 156V155H115ZM144 156H146V155H144ZM144 156H142V157H144ZM150 156H151V154H150ZM180 155H178V157H179ZM189 156V155H188ZM197 156V155H196ZM204 156H206V155H204ZM215 156V155H214ZM217 156V155H216ZM223 156H225V154L223 155ZM238 156H240V155H238ZM249 156V155H248ZM9 157V156H8ZM113 157V156H112ZM138 157H140L139 155H138ZM141 157V158H142ZM167 157V156H166ZM183 158L185 157V156H182ZM209 157H213V156H210V154H209ZM218 157V156H217ZM220 157V156H219ZM219 157L217 158V159H219ZM237 157V156H236ZM256 157V156H255ZM262 157H263V155H262ZM141 158L139 159V160H141ZM145 158V157H144ZM152 158V157H151ZM189 158V157H188ZM207 158V157H206ZM215 158V157H214ZM227 158V157H226ZM230 158V157H229ZM239 158V157H238ZM244 158V157H243ZM253 158V157H252ZM115 159V158H114ZM119 159V158H118ZM132 159H134V158H132ZM145 159H149V158H145ZM185 159V158H184ZM209 159H211V158H209ZM135 160V162H136V159H134ZM138 160V161H139ZM144 160V159H143ZM143 160H141L142 162H143ZM150 160V159H149ZM161 160V159H160ZM183 160V159H182ZM204 160H205V157H204ZM203 160V162H206V161H204ZM207 160H208V158H207ZM220 160V159H219ZM245 160V159H244ZM247 160H249V159H247ZM255 160V159H254ZM261 160V159H260ZM264 160V159H263ZM118 161V160H117ZM145 162H146V160H144ZM209 161V160H208ZM214 161H215V159H214ZM224 161V160H223ZM239 161V160H238ZM98 162V161H97ZM131 162V161H130ZM134 162V163H135ZM142 162H141V164H142ZM155 162V161H154ZM186 162V161H185ZM189 162H191V161H189ZM194 162V161H193ZM212 161L210 160V164H212L211 163ZM221 162H222V160H221ZM232 162H234V161H232ZM241 162V161H240ZM244 162V161H243ZM245 162H248V161H246L245 160ZM263 162V161H262ZM9 163V162H8ZM50 163V164H51ZM115 163H117V162H115ZM127 163V162H126ZM144 163V162H143ZM208 163V162H207ZM206 163V164H207ZM225 163V162H224ZM238 163V162H237ZM261 163V162H260ZM121 164H123V163H121ZM138 164H140V162L138 163ZM155 164H157V161H156V163ZM159 164H162V163H160L159 162ZM187 164V163H186ZM190 164V163H189ZM202 164V163H201ZM206 164H204L205 166H206ZM220 164V163H219ZM228 165H229V161H228V163H227ZM226 164V165H227ZM241 164V163H240ZM258 164V163H257ZM135 167H137L135 164H133ZM144 165V164H143ZM148 165H149V163H148ZM153 165H154V163H153ZM190 165H193V164H190ZM230 165H231V163H230ZM251 165V164H250ZM129 167H130V165H128ZM142 166V165H141ZM162 166V165H161ZM236 167H237V165H235ZM240 166V165H239ZM253 166V165H252ZM118 168L120 167V166H117ZM121 167H123V166H121ZM120 167V168H121ZM125 167V168H124ZM124 167H123V169L125 170L126 169V167L127 166H125V164H124ZM138 167H139V165H138ZM137 167V168H138ZM145 167H147V166H145ZM185 167H187V166H185ZM211 168H212V166H210ZM216 167V166H215ZM217 167H218V164H217ZM217 167H216V169H217ZM225 167V166H224ZM228 168H229V166H227ZM231 167H232V165H231ZM246 167V166H245ZM244 167V168H245ZM250 167V166H249ZM264 167V166H263ZM134 168V167H133ZM132 168V169H133ZM137 168H135L134 170L136 171V173H137ZM150 168V167H149ZM153 168H154V166H153ZM190 168V167H189ZM205 168V167H204ZM207 168V167H206ZM205 168V169H206ZM234 168V167H233ZM256 168V167H255ZM143 169V168H142ZM156 169H158L159 170V168H158V166H157V168ZM238 169H239V167H238ZM260 169V168H259ZM119 170V169H118ZM146 170H147V168H146ZM155 170V169H154ZM210 170V169H209ZM219 170H220V168H219ZM224 170V172H225V170H226V167H225V169H223ZM236 170V169H235ZM234 170V171H235ZM244 170V169H243ZM246 170V169H245ZM252 170V169H251ZM127 171H128V169H127ZM132 172H133V170H131ZM139 171H141V169L139 170ZM205 171V170H204ZM203 171V172H204ZM216 171H218V170H216ZM221 172H222V170H220ZM226 171H228V169L226 170ZM232 171H233V169H232ZM238 171V170H237ZM241 171V170H240ZM263 171V170H262ZM122 172H123V170H122ZM130 172V171H129ZM131 172V173H132ZM145 172V171H144ZM148 172V171H147ZM150 172V171H149ZM157 172V171H156ZM206 172V171H205ZM215 172V171H214ZM246 172V171H245ZM257 172V171H256ZM125 173V172H124ZM123 173V175H125ZM128 175L130 174V176L132 175L131 173H128V172H126ZM140 173V172H139ZM138 173V174H139ZM146 173V172H145ZM152 175H154V173L153 172H150ZM164 173V172H163ZM208 173V172H207ZM213 173V172H212ZM218 173V172H217ZM263 173V172H262ZM216 174V173H215ZM222 174H223V172H222ZM226 174V173H225ZM228 174H230V173H228ZM248 174V173H247ZM260 174V173H259ZM136 175V174H135ZM152 175H151V177H152ZM203 175H204V173H203ZM220 175V174H219ZM96 176V175H95ZM127 176V175H126ZM160 176V175H159ZM175 176V175H174ZM212 176V175H211ZM213 176H215V175H213ZM224 175H222V177H223ZM227 176V175H226ZM229 176V175H228ZM227 176V177H228ZM243 176H245V175H243ZM248 176H250V175H248ZM131 177H133V175L131 176ZM134 177H137V176H134ZM149 176H147V178H148ZM155 177V176H154ZM204 177V176H203ZM221 177V178H222ZM129 179H130V177H128ZM145 178V177H144ZM162 178V177H161ZM161 178L159 177V179L161 180ZM163 178H165V177H163ZM173 178V177H172ZM176 179H178L177 177H175ZM200 178H201V176H200ZM199 178V179H200ZM208 178H210V177H208ZM216 178V177H215ZM220 178V177H219ZM235 178V177H234ZM245 178V177H244ZM260 178V177H259ZM133 179V178H132ZM136 179H138V177L136 178ZM149 179V178H148ZM152 179H153V177H152ZM155 179V178H154ZM197 179V178H196ZM205 179V177L204 178H202V180H204ZM212 179H214V177L213 178H211V180ZM226 179H228V178H226ZM238 179V178H237ZM156 180V179H155ZM163 180V179H162ZM175 180V179H174ZM195 180V179H194ZM198 180V179H197ZM196 180V181H197ZM201 179H200V183H202L201 181H202ZM209 180V179H208ZM211 180H210V182H211ZM223 180V179H222ZM243 180H245V179H243ZM242 180V181H243ZM133 181V180H132ZM134 181H137V180H134ZM134 181L133 182H131V183H133L134 185L135 184H137V183H134ZM139 181V180H138ZM144 181H145V179H144ZM148 181V180H147ZM207 181V180H206ZM217 182H218V180H216ZM227 181V180H226ZM226 181H224V182H226ZM256 181V180H255ZM254 181V182H255ZM140 183H142L141 181H139ZM229 182H230V180H229ZM231 182H233V181H231ZM250 182V181H249ZM259 182H260V180H259ZM263 182V181H262ZM149 183H151L150 181H149ZM153 183L155 184V182L153 181ZM161 183H163L162 181H161ZM165 183H166V180H165ZM168 184H169V182H167ZM174 183H177V182H174ZM178 183H181V182H178ZM199 183V182H198ZM199 183V184H200ZM212 183V182H211ZM209 184L208 183V181H207V183L205 184V185H208L209 184V186L210 185H212V184ZM219 183V182H218ZM217 183V184H218ZM222 183L223 182H221V186H222ZM247 183V182H246ZM245 183V184H246ZM253 183V182H252ZM257 183H258V181H257ZM126 184V185H125ZM129 184V183H128ZM139 184V183H138ZM142 184H145V183H142ZM148 184V182L146 183V185ZM164 184V183H163ZM173 184V183H172ZM172 184H170V185H172ZM215 184H216V182H215ZM220 184V183H219ZM218 184V185H219ZM224 184V183H223ZM231 183H229V185H230ZM233 184H234V182H233ZM240 185H241V181H240V183H239ZM239 184H237V185H239ZM243 185H244V182L242 183ZM253 184H255V183H253ZM134 185H130V187L132 186V191H133V186ZM161 186H162V184H160ZM165 185V184H164ZM176 185V184H175ZM203 185V183L201 184V186ZM224 185H227V184H224ZM223 185V186H224ZM232 185V184H231ZM234 185H236V181H235V184ZM250 185H251V182H250ZM258 185V184H257ZM260 185V184H259ZM259 185H258V188H259ZM145 186V185H144ZM151 186V185H150ZM182 186H185L184 184H182ZM192 186V185H191ZM214 186V185H213ZM220 186V185H219ZM233 186V185H232ZM261 186V185H260ZM128 187V186H127ZM138 187H139V185L137 186V189H138ZM153 187H155V185L153 186ZM165 187V186H164ZM172 187H175V186H172ZM179 187V186H178ZM237 187H239V186H237ZM244 187H245V185H244ZM264 187V186H263ZM262 187V188H263ZM134 188H135V186H134ZM156 189H157V187H155ZM176 188V187H175ZM184 188V187H183ZM212 188H214V187H212ZM211 188V189H212ZM235 188V187H234ZM240 188H242V186H240ZM250 188V187H249ZM248 188V189H249ZM254 188V187H253ZM257 188V187H256ZM261 188V187H260ZM261 188V189H262ZM139 189H141L142 190V188L140 187ZM146 190H147V188H145ZM170 189V188H169ZM168 189V190H169ZM171 189H173V188H171ZM177 189H179V188H176V190ZM182 189V188H181ZM207 189V188H206ZM218 189V188H217ZM235 189H237V188H235ZM162 190H166L165 188H163ZM175 189H174V191L173 192H175L176 191ZM208 190V189H207ZM251 190V189H250ZM107 191H109V190H107ZM127 191V192H128ZM135 191V190H134ZM139 191V190H138ZM155 191V190H154ZM153 191V192H154ZM177 191H179V190H177ZM183 191H185V189H183ZM221 191H222V189H221ZM224 191V190H223ZM230 191H231V188H230ZM239 191V190H238ZM242 191H245L244 189L242 190ZM256 191V190H255ZM254 191V192H255ZM103 192H105L104 191V189H103ZM110 192V191H109ZM112 192V191H111ZM139 192H141V191H139ZM148 192V191H147ZM146 192V193H147ZM214 192V191H213ZM227 192V191H226ZM248 192V191H247ZM253 192V191H252ZM95 193H97V192H95ZM135 193H137V192H135ZM143 193V192H142ZM144 193H145V191H144ZM155 193H157V192H155ZM158 193H159V191H158ZM166 193V192H165ZM176 193V192H175ZM179 193V192H178ZM178 193H177V196H178ZM184 193V192H183ZM187 193V192H186ZM233 193V192H232ZM238 193V192H237ZM243 193V192H242ZM261 193V192H260ZM103 194H107V193H103ZM128 194V195H127ZM142 195L141 193H138V196L137 197H139L140 198V195ZM149 194V193H148ZM147 194V195H148ZM160 194V193H159ZM168 196H169V194L168 193H166ZM165 194V195H166ZM172 196H173V193L171 192L170 193ZM218 194V193H217ZM236 194V193H235ZM249 194V193H248ZM263 194H264V192H263ZM96 194H94V196H95ZM98 195H99V193H98ZM135 195V194H134ZM137 195V194H136ZM155 195V194H154ZM166 195V196H167ZM175 195V194H174ZM180 195V194H179ZM207 195V194H206ZM205 195V196H206ZM229 195H231V194H229ZM243 195V194H242ZM255 195V194H254ZM146 196V195H145ZM150 196V195H149ZM148 196V197H149ZM153 196V195H152ZM152 196L150 197V199L152 200ZM213 196V195H212ZM227 196V195H226ZM240 196V195H239ZM245 196H247L246 195V193H245ZM253 196V195H252ZM251 196V197H252ZM106 197V196H105ZM136 197V196H135ZM134 197V198H135ZM165 197V196H164ZM163 197V194H162V197L161 198H164ZM170 197V196H169ZM174 197V196H173ZM189 197V196H188ZM201 197V196H200ZM203 197V196H202ZM207 197V196H206ZM224 197V196H223ZM223 197H221V199H223ZM242 197V196H241ZM57 198V197H56ZM98 198H99V196H98ZM106 198H108L107 200H109V197H106ZM139 198H137L138 200H139ZM178 198V197H177ZM185 198V197H184ZM199 198V197H198ZM197 198V199H198ZM213 198V197H212ZM216 198H218V197H216ZM226 198V197H225ZM236 198V197H235ZM240 198V197H239ZM256 198V197H255ZM136 199V200H137ZM145 199V198H144ZM156 199H157V197H156ZM170 199V198H169ZM168 199V200H169ZM175 199H176V197H175ZM186 199V198H185ZM189 199V198H188ZM196 199V198H195ZM211 199V198H210ZM261 199V198H260ZM259 199V200H260ZM264 199V198H263ZM102 200V199H101ZM111 200V199H110ZM127 200V201H126ZM131 200H133V199H131ZM138 200H137V202H138ZM142 200V199H141ZM163 200H165V198L163 199ZM184 200V199H183ZM182 200V201H183ZM246 200H248V199H246ZM245 200V201H246ZM250 200V199H249ZM252 200V199H251ZM51 201V200H50ZM49 201V202H50ZM54 201V200H53ZM92 201V200H91ZM100 201V200H99ZM134 201H135V199H134ZM134 201H132V204H131V202L129 203V204H131V205H133L135 202ZM147 201H148V199H147ZM153 201V200H152ZM160 201V200H159ZM166 201V200H165ZM171 201H172V203H174L173 202V200L171 199ZM175 201V200H174ZM192 201V200H191ZM193 201H194V199H193ZM192 201V202H193ZM214 201V200H213ZM216 201V200H215ZM241 201V200H240ZM244 201V202H245ZM49 202H48V204H49ZM101 202V201H100ZM102 202H104V200L102 201ZM106 202V201H105ZM142 202H144V201H142ZM157 202H158V200H157ZM157 202H155V203H157ZM185 202V201H184ZM188 202H190V201H188ZM200 202V201H199ZM198 202V200H197V203H199ZM211 202V201H210ZM228 202V201H227ZM236 201H234V203H235ZM259 202V201H258ZM257 201H256V203L257 204H259ZM262 202V201H261ZM260 202V203H261ZM54 204H55V201L53 202ZM93 203V202H92ZM98 203V202H97ZM107 203V202H106ZM145 203H147L146 201H145ZM160 203H162V202H160ZM165 202H163V204H164ZM167 203V202H166ZM238 203V202H237ZM255 203V202H254ZM264 203V202H263ZM46 204H47V202H46ZM47 204V205H48ZM60 204V203H59ZM101 204V203H100ZM151 204H153V203H151ZM158 204V203H157ZM156 204V205H157ZM194 204V203H193ZM201 204H203V203H201ZM221 204V203H220ZM225 204H227V203H225ZM225 204H224V206H225ZM240 204V203H239ZM53 205V204H52ZM61 205V204H60ZM98 205V204H97ZM145 205V204H144ZM149 205H150V202H149ZM166 205V204H165ZM174 205H176V203H174ZM189 205V204H188ZM195 205V204H194ZM213 205V204H212ZM219 205V204H218ZM222 205V204H221ZM233 205V204H232ZM231 205V206H232ZM245 205V204H244ZM50 206V205H49ZM94 206H96V205H94ZM99 206V205H98ZM104 206H106V205H104ZM111 206H113V205H111ZM110 206V207H111ZM134 206V205H133ZM132 206V207H133ZM136 206H137V204H136ZM139 206V205H138ZM151 206V205H150ZM149 206V207H150ZM167 206V205H166ZM200 206V205H199ZM209 206V205H208ZM220 206V205H219ZM237 206V205H236ZM243 206V205H242ZM253 206V205H252ZM258 206V205H257ZM57 207H58V204H57ZM99 207H101V206H99ZM107 208H108V206H106ZM109 207V209H112V207L110 208ZM129 207V206H128ZM139 207H141V204H140V206ZM146 207V206H145ZM153 207V209H154V206H152ZM174 207V206H173ZM192 207V206H191ZM202 207V206H201ZM246 207V206H245ZM247 207H248V205H247ZM262 207V206H261ZM264 207V206H263ZM56 208V207H55ZM92 208V207H91ZM94 208V207H93ZM97 208V207H96ZM101 208H104V207H101ZM134 208V207H133ZM136 208V207H135ZM144 208V207H143ZM143 208H142V210H143ZM151 208V207H150ZM149 208V209H150ZM160 210L162 209V208H160V204H159V207H158ZM158 208L156 209L155 208V213H156V210H158ZM164 208V210H165V208L166 207H163ZM184 208V207H183ZM196 208V207H195ZM203 208H204V206H203ZM210 208V207H209ZM230 208V207H229ZM252 209H253V211H254V206L253 207H251ZM250 208V209H251ZM42 209H44V208H42ZM49 209V208H48ZM67 209V210H66ZM69 209V210H68ZM83 209V208H82ZM87 209V208H86ZM86 209H85V211H86ZM95 209V208H94ZM115 209V208H114ZM131 209V208H130ZM136 209H138V208H136ZM141 209V208H140ZM140 209H138L137 211H139ZM147 209V208H146ZM180 209V208H179ZM186 209V208H185ZM188 209V208H187ZM225 209V208H224ZM224 209H223V211H224ZM228 209V208H227ZM227 209H225V210H227ZM231 209V208H230ZM239 209V208H238ZM50 210V209H49ZM61 210V209H60ZM84 210V209H83ZM89 210H91V209H89ZM121 210V209H120ZM148 210V209H147ZM167 210V209H166ZM171 210H173L172 208H171ZM197 210V209H196ZM215 210V209H214ZM229 210V209H228ZM232 211H233V209H231ZM237 210V209H236ZM260 210V209H259ZM59 211V210H58ZM63 211V210H62ZM95 211V210H94ZM93 211V212H94ZM98 211H103V209L102 210H98ZM98 211H96V212H98ZM106 211V210H105ZM128 211V213H129V210H127ZM126 211V212H127ZM144 211V210H143ZM146 211V210H145ZM149 211H151V209L149 210ZM201 211V210H200ZM209 211V210H208ZM222 211V210H221ZM220 211V212H221ZM239 211H240V209H239ZM252 211V212H253ZM261 211V210H260ZM39 212H41V211H39ZM53 211H52V209H51V211H50V213L53 215H55V213H52ZM80 212V211H79ZM95 212V213H96ZM106 212H109V211H106ZM105 212V213H106ZM112 212V211H111ZM114 212V211H113ZM122 212V211H121ZM125 211H124V213L126 214V215H128L127 213H126ZM132 212V211H131ZM140 212V211H139ZM147 212V211H146ZM153 212V211H152ZM165 212V211H164ZM173 212V211H172ZM180 212V211H179ZM202 212V211H201ZM201 212H199V215L200 214H202ZM217 212V211H216ZM219 212V211H218ZM226 211H224V213H225ZM234 212V211H233ZM236 212V211H235ZM50 213H48V214H50ZM56 213H58V212H56ZM81 213V212H80ZM100 213V212H99ZM110 213V212H109ZM115 214H116V212H114ZM119 213V212H118ZM117 213V214H118ZM124 213H123V216H124ZM133 213H134V209H133ZM167 213V212H166ZM169 214L171 213V212H168ZM209 213V212H208ZM230 213H232L231 211H230ZM237 213V212H236ZM262 213H263V211H262ZM261 213V214H262ZM50 214V215H51ZM59 214H61L60 212H59ZM58 214V215H59ZM75 214H77V213H75ZM74 214V215H75ZM86 215H87V213H85ZM90 214V213H89ZM91 214H93V213H91ZM90 214V215H91ZM108 214V213H107ZM120 214V213H119ZM118 214V215H119ZM141 214V213H140ZM161 213H159V215H160ZM164 214V213H163ZM173 214H174V212H173ZM214 214V213H213ZM218 214V213H217ZM221 214V213H220ZM228 214H229V211H228ZM54 215H53V217L52 218H54ZM62 215H65V216H67L66 214H62ZM99 215H101V214H99ZM102 215H103V212H102ZM105 215V214H104ZM117 215V216H118ZM125 215V217H127ZM133 215V214H132ZM142 215V214H141ZM146 215V214H145ZM148 215V214H147ZM150 215V214H149ZM154 215V214H153ZM156 215V214H155ZM155 215L153 216V218H156L155 217ZM158 215V214H157ZM162 215V214H161ZM171 215V214H170ZM194 215V214H193ZM198 215V216H199ZM204 215H205V213H204ZM225 215V214H224ZM231 215V214H230ZM235 215V214H234ZM234 215H233V218H234ZM41 216V215H40ZM68 216H70V215H68ZM77 216V215H76ZM76 216H75V219H76V221H78L79 219H77L76 218ZM129 216H130V213H129ZM134 216H136V213H135V215ZM166 216H167V214H166ZM176 216H178V215H176ZM182 216V215H181ZM201 216V215H200ZM212 216V215H211ZM214 216H215V214H214ZM227 216V215H226ZM243 216V215H242ZM246 216H248V215H246ZM253 216V215H252ZM39 217V216H38ZM57 217H59V216H57ZM81 217V216H80ZM82 217H83V215H82ZM85 217V216H84ZM86 217H88V216H86ZM124 217V218H125ZM131 217V216H130ZM160 217V216H159ZM171 217V216H170ZM183 217V216H182ZM190 217V216H189ZM205 216H203V218H204ZM241 217V216H240ZM251 217V216H250ZM254 217V216H253ZM259 217V216H258ZM55 218H56V216H55ZM62 218H63V216H62ZM62 218H60V219H62ZM65 218L66 217H64L63 219L65 220ZM69 218V217H68ZM67 218V219H68ZM89 218V217H88ZM91 218H93V217H90V219ZM94 218H97V217H94ZM100 218V217H99ZM118 218H119V216H118ZM120 218H122L121 217V215H120ZM119 218V219H120ZM124 218H123V220H124ZM128 218V217H127ZM138 218H140V217H138ZM145 218V217H144ZM148 218V217H147ZM144 219V220H148V219ZM151 218H152V216H151ZM164 218V217H163ZM169 218V217H168ZM167 218V219H168ZM179 218V217H178ZM177 218V219H178ZM194 218H197V217H195L194 216ZM217 218V217H216ZM236 218V217H235ZM246 218V217H245ZM244 218V219H245ZM249 218V217H248ZM247 218V219H248ZM59 221H60V219L59 218H57ZM57 219H55L56 221H57ZM82 219H84V218H82ZM102 219V218H101ZM100 219V220H101ZM106 219V218H105ZM111 219V218H110ZM129 219V221H130V219H133L132 217L131 218H128ZM136 218H134L133 220H135ZM141 219V218H140ZM176 219V218H175ZM183 219H186L187 220V216H185V218H183ZM229 219H231V218H229ZM239 219V218H238ZM261 219V218H260ZM48 220H50V219H48ZM55 220H50V221H52V223L55 221ZM63 220V221H64ZM69 220V219H68ZM86 220L88 221V219H86L85 218V220L83 221V223L84 222H86ZM165 220V219H164ZM173 220H174V218H173ZM190 220V219H189ZM257 220V219H256ZM93 221V220H92ZM102 221V220H101ZM159 221V218H158V220H157V222ZM167 220H165V222H166ZM180 221V220H179ZM193 221V220H192ZM228 221V220H227ZM232 221H234V220H232ZM246 221H248V220H246ZM262 221V220H261ZM44 222H45V220H44ZM58 222V221H57ZM65 222V221H64ZM64 222H62L61 223V221H60V223L61 224H64ZM131 222V221H130ZM133 222H135V221H133ZM160 222H161V220H160ZM178 222V221H177ZM184 222V221H183ZM183 222H181V223H183ZM195 222V221H194ZM200 222V221H199ZM46 223H47V221H46ZM49 223V222H48ZM59 223V224H60ZM67 223V221L65 222V224ZM69 223H71V224H77V223H79V221L76 223L75 221L72 223L71 221H69ZM87 223H89V221L87 222ZM102 223V222H101ZM110 223V222H109ZM124 223H125V220H124ZM127 223V222H126ZM129 223V222H128ZM143 223H144V221H143ZM146 223H147V221H146ZM175 223H176V221H175ZM179 223V222H178ZM196 223V222H195ZM232 223V222H231ZM251 223V222H250ZM42 224V223H41ZM51 224V223H50ZM49 224V225H50ZM54 224H58V223H56V222H54ZM54 224H52V226L54 225ZM80 224V223H79ZM78 224V225H79ZM82 224V223H81ZM96 224V223H95ZM112 224V223H111ZM114 224V223H113ZM112 224V225H113ZM156 224V226H157V223H155ZM154 224V225H155ZM164 224V223H163ZM174 224V223H173ZM180 224V223H179ZM184 225H186L185 223H183ZM255 224V223H254ZM4 225V224H3ZM44 225H46L45 223H44ZM48 224L46 225L47 227L46 228H48V226H49ZM92 225H94L93 223H92ZM99 225V224H98ZM109 225V224H108ZM107 225V226H108ZM128 225V224H127ZM135 225V224H134ZM161 225V224H160ZM230 225V224H229ZM5 226V225H4ZM20 226V225H19ZM42 226V225H41ZM64 226V225H63ZM72 226V225H71ZM82 226H83V224H82ZM80 227V229H82L83 227ZM96 226V225H95ZM147 226V225H146ZM174 226H176V225H174ZM193 226V225H192ZM197 226V225H196ZM199 226V225H198ZM252 226H253V224H252ZM66 226H64V228H65ZM70 227V226H69ZM73 228H74V226H72ZM85 227V226H84ZM87 227H89V226H87ZM86 227V228H87ZM136 227V226H135ZM142 226H140V228H141ZM158 227H159V224H158V226H157V229H158ZM181 226H179V228H180ZM188 227V226H187ZM189 227H191V226H189ZM227 227V226H226ZM229 227V226H228ZM250 228H251V226H249ZM262 227V226H261ZM54 228V227H53ZM61 228H63L62 226H61ZM64 228H63V230H64ZM92 228V227H91ZM96 228V227H95ZM95 228H93V229H95ZM98 228V227H97ZM127 228V227H126ZM133 228H134V226H133ZM137 228L138 227H136V230H137ZM147 228H148V226H147ZM163 228H164V226H163ZM174 228V227H173ZM178 228V227H177ZM178 228V229H179ZM185 228H186V226H185ZM201 228V227H200ZM255 228V227H254ZM17 229V228H16ZM43 229V228H42ZM56 229H57V227H56ZM60 229V228H59ZM58 229V230H59ZM71 229V228H70ZM76 229V227L74 228V230ZM101 229H102V227H101ZM99 230V231H101L102 232V230ZM115 229V228H114ZM120 229V228H119ZM129 229V228H128ZM141 229H143V228H141ZM146 229V228H145ZM159 229H161L160 227H159ZM196 229V228H195ZM262 229V228H261ZM1 230H3V228H1ZM49 230V229H48ZM48 230H45L44 229V231H47L48 232ZM83 230V229H82ZM89 230V229H88ZM107 230V229H106ZM105 230V231H106ZM112 231V228L110 229L109 228V231ZM130 230H132V228L130 227ZM138 230H140V229H138ZM138 230H137V235L135 234V233H133V234H135V235H133L132 234V232H131V235H129V237H132V235H133V237L134 236H136V239L138 238L137 236L139 235L138 234ZM162 230V229H161ZM168 230V229H167ZM171 230L173 231V229L171 228ZM170 230V231H171ZM175 230H177V229H175ZM190 230V229H189ZM250 230V229H249ZM62 230H60V232H61ZM67 231V230H66ZM72 231V230H71ZM76 231V230H75ZM80 231L81 230H79L78 232L80 233ZM98 231V232H99ZM126 231V230H125ZM165 231V230H164ZM172 231H171V233H172ZM182 231V230H181ZM191 231V230H190ZM198 231V230H197ZM200 231V230H199ZM216 231H217V229H216ZM53 232V231H52ZM77 232V231H76ZM84 232V231H83ZM83 232H81V233H83ZM86 232V234H87V231H85ZM92 232V231H91ZM90 232V233H91ZM94 232V231H93ZM96 232L97 231H95V234H96ZM145 232V231H144ZM178 232V231H177ZM215 232V231H214ZM218 232V231H217ZM248 232V231H247ZM246 232V233H247ZM250 232V231H249ZM263 232V231H262ZM79 233H76L75 235H73V236H77V234L78 235H80ZM118 233L120 234V232H119V230H118ZM127 233V232H126ZM143 232H141V234H142ZM159 234L160 233H162V232H160V230H159V232H158ZM170 233V234H171ZM174 233V232H173ZM195 233V232H194ZM198 233V232H197ZM48 234H50V233H48ZM47 234V235H48ZM62 234V233H61ZM92 234V233H91ZM107 234H112L113 235V232H109V233H107ZM119 234L118 235H116V233H115V237L117 236H119ZM123 234V233H122ZM122 234H121V236H120V238L122 237ZM130 234V233H129ZM140 234V235H141ZM163 234V233H162ZM161 234V235H162ZM178 234V233H177ZM183 234V233H182ZM188 234V233H187ZM262 234V233H261ZM20 234H18V236H19ZM68 235V234H67ZM97 235V234H96ZM98 235H100V234H98ZM97 235V236H98ZM126 234H124V236H125ZM139 235V238L140 237H142V236H140ZM168 235V234H167ZM201 235V234H200ZM210 235V234H209ZM213 235V234H212ZM246 235V234H245ZM11 237H12V234L10 235ZM57 236V235H56ZM61 236V235H60ZM64 236V235H63ZM81 237L80 238H83L84 236H83V234L82 235H80ZM83 236V237H82ZM88 236H89V233H88ZM88 236H86V237H88ZM92 236V235H91ZM108 236V235H107ZM114 236V235H113ZM113 236H111V237H113ZM144 236H145V234H144ZM143 236V237H144ZM175 236V235H174ZM197 236V235H196ZM25 237V236H24ZM50 237V236H49ZM58 237H59V235H58ZM69 237V236H68ZM93 237V236H92ZM110 237V236H109ZM159 237H161L162 238V236H159ZM169 237V236H168ZM167 237V238H168ZM202 237H203V235H202ZM262 237V236H261ZM19 238H21V237H19ZM39 238V237H38ZM52 238H54V237H52ZM91 238V237H90ZM102 238H104V237H102ZM114 238V237H113ZM125 238V237H124ZM124 238H122V241H123V239ZM145 238H147V237H145ZM196 238V237H195ZM198 238V237H197ZM210 238V237H209ZM212 238V237H211ZM254 238V237H253ZM13 237L12 238H10V248H12L13 247V245H15V244H13ZM14 239H16V237H14ZM45 239V238H44ZM66 239V238H65ZM77 239V238H76ZM88 239V238H87ZM86 239V240H87ZM93 239H94V237H93ZM116 239H118V238H116ZM141 239V238H140ZM153 239V238H152ZM205 239V238H204ZM53 240V239H52ZM71 240V239H70ZM73 240V239H72ZM89 240V239H88ZM87 240V241H88ZM90 240H92V239H90ZM95 240H97L96 239V236H95ZM115 240V239H114ZM132 240H133V238H132ZM147 240H148V238H147ZM150 240V239H149ZM156 240V239H155ZM160 240V239H159ZM158 240V241H159ZM164 240H165V236H164ZM163 240V242H165ZM206 240V239H205ZM15 241V240H14ZM55 241V240H54ZM68 241V240H67ZM80 241V240H79ZM87 241H86V243L85 244H87ZM103 241V240H102ZM105 241V240H104ZM103 241V242H104ZM113 241V240H112ZM118 241H120V240H118ZM117 241V242H118ZM121 241V242H122ZM125 241H127L126 239L124 240V242ZM145 241V240H144ZM157 241V240H156ZM157 241V242H158ZM209 241V240H208ZM258 241V240H257ZM17 242V241H16ZM15 242V243H16ZM22 242V241H21ZM50 242H53V241H50ZM81 242V241H80ZM82 242H84V241H82ZM91 242V241H90ZM94 242V241H93ZM99 243H102V242H100V241H98ZM111 242V241H110ZM129 242H131V240L129 241ZM134 242H135V240H134ZM137 242V241H136ZM135 242V243H136ZM139 242V241H138ZM146 242V241H145ZM152 242V241H151ZM154 242V241H153ZM163 242H161V245H162V243ZM172 242V241H171ZM199 242V241H198ZM203 242V241H202ZM207 242V241H206ZM210 242V241H209ZM261 242H263V241H261ZM104 243H106V241L104 242ZM127 243V242H126ZM147 243V242H146ZM146 243L144 244V245H146ZM166 243V242H165ZM170 243V242H169ZM200 243V242H199ZM204 243V242H203ZM54 244V243H53ZM84 244V243H83ZM84 244V245H85ZM96 244V243H95ZM108 244H110V243H108ZM116 244V243H115ZM118 244V243H117ZM122 244H123V242H122ZM128 244V243H127ZM134 244V243H133ZM136 244H138V243H136ZM136 244H134L135 246H133L134 248L135 247H137L136 246ZM151 245V243H148V245ZM159 244V243H158ZM171 244V243H170ZM262 244V243H261ZM19 245V244H18ZM58 245V244H57ZM64 245H66V244H64ZM102 246L101 247H103V244H101ZM121 245V244H120ZM124 245H126V244H124ZM166 245V244H165ZM204 245V244H203ZM59 246V245H58ZM57 246V247H58ZM61 246V245H60ZM74 246V245H73ZM96 246V245H95ZM113 246V245H112ZM141 246H143V245H141ZM152 246V245H151ZM151 246H150V248H151ZM158 246H160V245H158ZM186 246H188V245H186ZM200 246V245H199ZM205 246V245H204ZM254 246V245H253ZM15 247H17V246H15ZM14 247V248H15ZM54 247V246H53ZM86 247V246H85ZM100 247V248H101ZM114 247V246H113ZM112 247V248H113ZM117 247H119V246H116V249H117ZM121 247V246H120ZM119 247V248H120ZM166 247V246H165ZM189 247V246H188ZM200 247H202V246H200ZM262 247V246H261ZM7 249L8 250V252H6V254H5V257L7 256V258H5V257H3V259H9L8 261L7 260H5V262L7 261V263L10 261V256H11V259L13 258V255H11L10 254V251H11V249ZM18 248V247H17ZM47 248V247H46ZM45 248V249H46ZM68 248V247H67ZM146 248H149V247H146ZM149 248V249H150ZM154 248H155V246H154ZM167 248V247H166ZM180 248V247H179ZM190 248V247H189ZM205 248H206V246H205ZM254 249H255V247H253ZM19 249V248H18ZM59 249V248H58ZM60 249H61V247H60ZM103 249V248H102ZM114 249V248H113ZM121 249V248H120ZM129 249V248H128ZM139 249H140V246H139ZM156 249H157V247H156ZM160 249V248H159ZM158 249V250H159ZM207 249V248H206ZM206 249H204V250H206ZM263 249V248H262ZM17 250V249H16ZM15 250V251H16ZM39 250H40V248H39ZM49 250V249H48ZM47 250V251H48ZM53 251H54V249H52ZM63 250V249H62ZM92 250V249H91ZM105 250V249H104ZM103 250V251H104ZM131 250H132V246H131ZM151 250V249H150ZM149 250V251H150ZM158 250H157V252H158ZM163 250V249H162ZM167 250V252H168V249H166ZM172 250V249H171ZM180 250V249H179ZM183 250H184V248H183ZM188 250V249H187ZM203 250V249H202ZM257 250H258V248H257ZM75 251H77V249L75 250ZM74 251V252H75ZM82 251V250H81ZM93 251V250H92ZM92 251L90 252L89 251V253H92ZM96 251H97V249H96ZM95 251V252H96ZM108 251V250H107ZM110 251V250H109ZM108 251V252H109ZM122 251V250H121ZM133 251V250H132ZM164 251V250H163ZM181 251V250H180ZM16 252H18V250L16 251ZM44 252H45V250H44ZM50 252V251H49ZM73 252V251H72ZM94 252V253H95ZM105 252V251H104ZM107 252V253H108ZM115 252V251H114ZM129 252V251H128ZM140 252V251H139ZM146 252H148V250L146 251ZM146 252H144V253H146ZM153 252H154V250H153ZM177 252V251H176ZM184 252V251H183ZM201 252V251H200ZM11 253H12V251H11ZM37 253V252H36ZM42 253H43V251H42ZM70 253V252H69ZM85 253H87V250H86V252ZM97 253H100V252H97ZM102 253V252H101ZM100 253V254H101ZM118 253V252H117ZM132 253V252H131ZM140 253H142L143 254V251H141ZM151 254H154V253H152V252H150ZM149 253V254H150ZM187 253V252H186ZM199 253V252H198ZM250 253H253V252H250ZM256 253V252H255ZM259 253V252H258ZM257 253V254H258ZM15 254V253H14ZM32 254V253H31ZM45 254V253H44ZM47 254V253H46ZM74 254V253H73ZM79 254H81V253H79ZM103 254V253H102ZM101 254V256H102V258L104 257L103 255ZM110 254V253H109ZM108 254V255H109ZM115 254V253H114ZM125 254V253H124ZM126 254H127V252H126ZM125 254V255H126ZM147 255H149L148 253H146ZM166 253H164V255H165ZM167 254H169V252L167 253ZM177 254H178V252H177ZM21 255V254H20ZM30 255V254H29ZM43 255V254H42ZM53 255V254H52ZM106 255V254H105ZM128 255H129V253H128ZM135 255V254H134ZM171 255V254H170ZM175 255V254H174ZM15 256V255H14ZM33 256L35 257V255L33 254ZM40 256V255H39ZM62 256V255H61ZM71 256V255H70ZM85 256V255H84ZM87 256V255H86ZM97 256V255H96ZM110 256V255H109ZM112 256H113V254H112ZM130 256H132V255H130ZM141 256V255H140ZM153 255H151V257H152ZM160 256H161V254H160ZM167 256V255H166ZM16 257V256H15ZM18 258H20L19 256H17ZM23 257V256H22ZM26 257V256H25ZM30 257V256H29ZM74 257V256H73ZM78 257V256H77ZM100 257V256H99ZM106 257V256H105ZM104 257V258H105ZM137 257H138V254H137ZM143 257H144V255H143ZM142 256L140 257V258H143ZM163 257V256H162ZM176 257V256H175ZM40 258V257H39ZM63 258V257H62ZM79 258H81V257H79ZM86 258V257H85ZM88 258H90V256H88ZM92 258V257H91ZM97 258V257H96ZM107 259H108V257H106ZM116 258V257H115ZM136 258V257H135ZM150 258V257H149ZM169 258H170V260H171V256H169ZM169 258H168V260H169ZM174 258V257H173ZM177 258V257H176ZM256 258V257H255ZM254 258V259H255ZM260 258V257H259ZM258 258V259H259ZM14 259V258H13ZM20 259H24L25 260V258H20ZM28 259V258H27ZM34 259V258H33ZM65 259V258H64ZM66 259H69V262H70V259L71 258H67V254H66ZM84 259V258H83ZM124 259H126V258H124ZM129 259V258H128ZM127 259V260H128ZM137 259V258H136ZM261 259H263V257L261 258ZM30 260V259H29ZM35 261H36V259H34ZM44 259H42V261H43ZM51 260V259H50ZM71 260H73L74 261V259H71ZM92 260H93V258H92ZM104 260H106V259H104ZM109 260V259H108ZM112 260V259H111ZM120 260V259H119ZM130 260H133L132 258H130ZM148 260V259H147ZM154 260H156L155 259V257H154ZM257 260V259H256ZM11 261H13V260H11ZM10 261V262H11ZM18 261H20V260H17V262ZM56 261V260H55ZM59 261H60V259H59ZM62 261V260H61ZM73 261H71V262H73ZM85 261H87V260H85ZM88 261H90V260H88ZM87 261V262H88ZM94 261V260H93ZM103 261V260H102ZM122 261L124 262V260L122 259ZM152 261V260H151ZM167 261V260H166ZM255 261V260H254ZM14 262V261H13ZM22 262V261H21ZM29 262V261H28ZM39 262V261H38ZM66 262V261H65ZM95 262H97V260H95ZM101 262V261H100ZM99 262V263H100ZM104 262V261H103ZM102 262V263H103ZM112 262V261H111ZM110 262V263H111ZM121 262V261H120ZM126 262V261H125ZM139 262V261H138ZM141 262V261H140ZM142 262H144V260H142ZM182 262V261H181ZM257 262H258V260H257ZM40 263V262H39ZM64 263V262H63ZM81 263V262H80ZM84 263V262H83ZM90 264H91V262H89ZM88 263V264H89ZM99 263H97V264H99ZM113 263V262H112ZM116 264H118V261H116L115 262ZM133 263V262H132ZM131 263V264H132ZM147 263H148V261H147ZM151 263V262H150ZM152 263H155V261L154 262H152ZM263 263V262H262ZM11 264H13V263H11ZM18 264H21V263H19L18 262ZM23 264H27V263H24L23 262ZM58 264H62V262L60 263V262H58ZM65 264V263H64ZM70 264H72V263H70ZM73 264H75V261H74V263ZM77 264V263H76ZM101 264V263H100ZM108 264V263H107ZM120 264V263H119ZM128 264V263H127ZM173 264V263H172ZM254 264H257V263H255L254 262Z\"/></svg>", "mask_w": 264, "mask_h": 264}, {"label": "crops", "instance_id": "0c3cea01", "mask_svg": "<svg viewBox=\"0 0 264 264\" xmlns=\"http://www.w3.org/2000/svg\"><path fill=\"white\" fill-rule=\"evenodd\" d=\"M109 72H111V69L109 70ZM112 72H113V70H112ZM112 72H111V73H112ZM106 76H107V75H106ZM106 78H107V77H106ZM106 78H105V80H106ZM105 80H104V84H105ZM105 88H106V86H105ZM108 105H109V107H108ZM108 105L105 106V107L107 108V110H106V108H104V109H105V113L108 112V111H110V107H112L110 104H108ZM111 111H112V110H111ZM105 113H104V115H103V114L101 115V119H104L105 116L108 118L109 113H106V114H105Z\"/></svg>", "mask_w": 264, "mask_h": 264}]
</instances>
